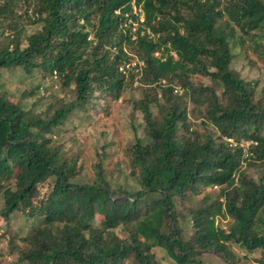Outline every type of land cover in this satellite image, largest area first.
Listing matches in <instances>:
<instances>
[{"label": "trees", "instance_id": "16d2710c", "mask_svg": "<svg viewBox=\"0 0 264 264\" xmlns=\"http://www.w3.org/2000/svg\"><path fill=\"white\" fill-rule=\"evenodd\" d=\"M135 2L144 28L133 32L131 0H0L7 254L13 264H162L159 248L168 264H264V88L233 67L238 55L256 64L247 52L264 67V0ZM14 71L30 85L54 75L64 94L47 100L35 84L15 102L4 81ZM106 97L140 114L143 136L124 151L123 180L97 164L81 182L54 136ZM216 217L231 219L226 230Z\"/></svg>", "mask_w": 264, "mask_h": 264}, {"label": "rangeland", "instance_id": "374dc122", "mask_svg": "<svg viewBox=\"0 0 264 264\" xmlns=\"http://www.w3.org/2000/svg\"><path fill=\"white\" fill-rule=\"evenodd\" d=\"M21 26L24 28L27 35L32 32L30 21L27 18L21 21ZM246 56L250 61L255 60L256 64L250 67L248 61L244 60L241 55H238L234 60L233 67L238 71L240 76L247 81L257 80L258 90L264 88V67L257 60L256 54L254 55L247 52ZM4 79V81H6V89L11 92V99L15 102H19L21 94L26 90L30 91L31 87L35 84H40L41 86L39 97L43 96L47 100L51 95L55 94L62 96L64 94L60 92L59 85H57V89H55L56 84L53 83V79H55L54 75L52 80L35 76L32 79V85L27 82L28 78L20 71L6 73ZM194 81L196 83H208L207 79L200 77L194 78ZM51 87L54 90H50ZM124 95H127V97H137L138 92L134 90L132 92H126ZM31 101L33 102L31 98L21 100L22 107L28 109ZM43 102H46L45 99ZM101 106H103V108L97 109L96 111L94 110L91 113V119L81 123L75 122V128L68 125L54 136V139H56L58 143H61L62 150L66 153L67 157L72 158L77 168L80 167L81 179L79 180L81 182H88L90 179H93V167L97 164L101 165L111 182L123 180L126 176L123 171L128 169L124 151L135 143L136 136L140 138L143 136V127L140 126V114H132L130 108L125 103L121 102L120 99L113 102L109 97H106L104 100H101ZM202 198L203 193L194 196L191 204L194 205L201 202ZM191 204H188L187 207ZM228 222H231V219L228 217H216V223H218L223 230L227 229ZM0 225L2 227L5 226L3 222H1ZM13 227H15L14 223ZM11 235L13 237H18L19 233L13 229ZM153 252L156 255L157 261L162 264H168L166 255L162 250L156 248ZM250 259H246L245 264H255ZM13 260L14 259L7 254L6 240L0 238V262L2 264H13ZM209 261L210 264H218L213 257H209Z\"/></svg>", "mask_w": 264, "mask_h": 264}, {"label": "built area", "instance_id": "2783aa9c", "mask_svg": "<svg viewBox=\"0 0 264 264\" xmlns=\"http://www.w3.org/2000/svg\"><path fill=\"white\" fill-rule=\"evenodd\" d=\"M131 4H132V9H133V13L136 14L135 16L137 17V22H133L129 19V17H127V23L125 24L128 25L129 23H131V27H132V31H136V27L138 25L141 26V29H143L144 27L142 26V23L144 22V16H143V11L142 8L140 7V4H136L135 0H131ZM148 32V31H147ZM134 63H131V65H133ZM139 65H142V63H139ZM175 92H179L180 93V89L178 87L175 88Z\"/></svg>", "mask_w": 264, "mask_h": 264}]
</instances>
